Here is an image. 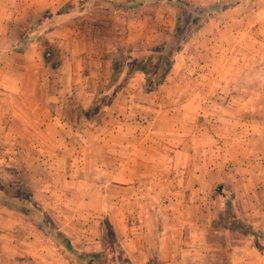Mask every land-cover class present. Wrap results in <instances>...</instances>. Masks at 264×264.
<instances>
[{"label": "rangeland", "instance_id": "rangeland-1", "mask_svg": "<svg viewBox=\"0 0 264 264\" xmlns=\"http://www.w3.org/2000/svg\"><path fill=\"white\" fill-rule=\"evenodd\" d=\"M173 1L68 0L53 11L51 1L0 0V218L20 217L27 204L37 202L31 205L37 212L25 215L43 219L50 230L64 227L82 250L85 228L89 237L97 233L102 237L96 231L98 221L107 228L113 216L122 221L135 211L144 214L141 208L129 207L128 193L122 199L117 186L108 184L115 168L102 156L118 148L179 155L168 161L170 190L184 185L186 201H195L197 191L188 190L195 182L202 202L199 216L214 217L211 227L244 235L241 210L253 197L243 193L241 186L246 180L264 184V0H236L206 20L207 15L196 16ZM186 1L207 7L220 0ZM178 19L180 32H194L164 83L148 97L140 81L130 86L127 80L134 73L142 74L133 67L148 59L150 47L175 42ZM60 23L77 32L81 41L67 44L70 53L76 50L79 54L85 49L83 43L86 46L88 56L78 59L79 67L104 71V57L96 55L112 44L118 45L114 59L120 65L119 79L96 96L91 112L79 110L70 118L73 124L65 126L50 124L51 103L35 114L23 111L24 99L18 93L32 88L40 94L52 92L55 74L63 73L60 66L76 60L71 54L64 55L63 44L56 48L45 41ZM30 70L50 78L51 83L41 79L37 84ZM124 87L135 94L133 108L119 115V108H129L124 97L113 102ZM154 96L159 102L151 108ZM118 124H123L120 134L113 130ZM148 124H158L162 134L149 141ZM177 124L183 136L174 127ZM158 163L139 165L136 179L145 184ZM81 179L83 192L77 191ZM43 182L62 190L66 184L73 187L70 192H40ZM142 189L140 199L158 195L154 194L158 190L148 192L143 185ZM228 200L234 210L228 208ZM183 211L185 216L192 214L190 208ZM112 235L106 232L105 249L94 264L126 262Z\"/></svg>", "mask_w": 264, "mask_h": 264}, {"label": "crops", "instance_id": "crops-1", "mask_svg": "<svg viewBox=\"0 0 264 264\" xmlns=\"http://www.w3.org/2000/svg\"><path fill=\"white\" fill-rule=\"evenodd\" d=\"M46 1H51V9L54 11V9H58L59 6H62L68 0ZM52 1L59 2V4ZM58 28L50 31L48 39H45V41L52 43L56 48L59 44H63L65 47L64 55L68 56L71 54L76 60H73V62L65 61L67 63H63L60 66L59 70L63 73L55 74V85L52 87V92L40 94L38 90L32 88L28 91H18V93L24 99L23 111L35 114L41 106L51 103L52 117L50 124L65 126L73 124L70 118L73 120V116H77L79 110L81 112L88 111L96 96L108 88L113 75L114 52L118 45L112 44L102 55H96L98 59L104 57V71H100L97 68L86 71V68L79 67L81 64L79 62L80 58L88 56L84 43L83 47L85 49L80 50L79 54L76 50L70 53L67 47V44L71 42H81L77 37V32L62 26L61 23ZM30 72H33V75H31L37 84L41 82V79L44 83H51L50 78H41L34 70H30ZM134 80L141 82L140 86L146 90L148 97H152L153 93H156V90L148 89L145 86L143 72L142 74L134 73L129 76L128 85L132 86ZM121 90L113 102L116 103L124 97L129 108H121L122 110L119 108V115L124 111L126 113L132 110L135 96L127 87ZM19 95L17 96L18 98L20 97ZM151 101L153 103L152 106L149 105L151 108H154V105L159 102L157 98ZM130 102L132 103L131 105H129ZM116 110L118 109L114 107L113 112H116ZM159 111L160 114L163 112L162 109ZM122 125L118 124V127H114L113 130L120 134ZM174 127L178 134L180 133L179 130L183 129L178 124L174 125ZM148 129L149 133L146 137H148L149 141L154 140L155 136H159L157 134L161 135L163 131L158 124H148ZM180 136H183V133H180ZM141 138L145 140L143 135H141ZM180 139L182 141L184 137ZM178 152L181 151L178 150ZM78 156L82 158V156ZM102 157L103 161L109 160L115 168L113 181L108 182V184L111 183L117 186L116 190L119 194L122 193L120 195L122 199L126 198L125 194L128 193L130 208L145 210L144 214L141 215L136 213V211L132 212L127 219L124 218L122 221L114 216L109 219L114 229L117 243L119 242L123 255L127 257L126 260L130 261L131 264H264V237L255 235H239L240 237H238V235L233 234L227 228L218 229L217 227H211L214 217L206 219L199 216L197 211L202 207V202L200 201V187L195 186V182H193L192 187L188 186L190 192L197 191L195 201H186L184 185L178 186L173 191L170 190L168 185L170 176L168 161L170 159L174 160V157L178 159L179 155L169 157V154H142L134 151L126 152L116 148L111 154L106 153ZM145 162L147 164L159 162V165L157 169L150 170L152 174H148V177L146 176L147 179L144 184L136 179V174L138 166L145 165ZM101 165H103L102 168L104 169V163ZM177 170L179 171V169ZM180 170L181 176H184L183 169ZM196 175L200 177V174L197 173ZM249 180L251 181L252 178H248ZM82 181L83 179H81V184L79 183L77 191H85ZM245 182V186H241L243 188L242 192L248 197L249 195L253 197V201L249 203L246 201L247 207L243 206L247 212L250 210L249 214H244L245 210L243 209L241 214L248 223L264 232V184H254L247 182V180ZM42 184L44 187L38 189V191L47 190L52 194L55 191L70 192L73 187V184H66L64 190H62V188L59 189L56 186L51 187L50 183L45 184L43 182ZM142 185L146 187L148 192H157L158 190V193H154L158 195H154L150 200L148 198L140 199V193L143 191ZM236 189L239 196L242 195V192L240 193L239 191L240 189L238 187ZM198 198L199 200H197ZM33 204L36 205L37 202L32 201L30 203V205ZM121 205L125 206L124 200ZM32 207L34 208L35 206ZM185 207L190 208L192 214L185 216L183 211ZM24 213L27 214L29 212L24 211ZM25 214L17 218H0L1 229L4 230L3 233H0V264H71L52 239L50 233L47 234L44 231L42 226L43 219L41 220L39 217L40 220L37 221ZM101 224L100 221L97 222L96 231H100L102 236ZM59 229L71 240L73 246L79 250L72 235L62 226ZM87 229L85 228L87 233L84 239L85 242L82 244L83 249L79 251L100 253V251L105 249L106 239L99 237V233L96 236L92 235L89 237Z\"/></svg>", "mask_w": 264, "mask_h": 264}, {"label": "trees", "instance_id": "trees-1", "mask_svg": "<svg viewBox=\"0 0 264 264\" xmlns=\"http://www.w3.org/2000/svg\"><path fill=\"white\" fill-rule=\"evenodd\" d=\"M234 1L236 0H220V1H217L215 4L207 6V7H204V6L194 7L186 0H175L173 2L175 3L176 6L187 9L191 11L192 13H194L196 16L207 15L204 18L206 20L207 18L214 16L215 13L232 5ZM181 23L182 22L180 21V19H178L176 22V26L174 28V37L176 38V40L174 43L167 44L163 42L159 45L150 47L149 50L151 49L152 52L149 55L148 59L140 60L139 64H137L135 68L133 67V70L135 69V70H140L141 72H143L145 86L148 89L156 90L161 84L164 83V81L166 80L168 74L170 73L171 69L173 68L176 62L177 55L183 49L184 45L189 41L190 36L194 32L193 31L192 33H189V34L186 31L180 32ZM140 51H143V50H140ZM119 70H120V65L117 63V60L114 59V69H113V75H112L110 84L113 82H116L119 79ZM89 112H91V108L89 109ZM88 118L93 119L89 114H88ZM17 203L22 204L23 202L18 201ZM228 204H229L228 208L230 210H234L235 206L232 200H228ZM25 211L34 212V213L37 212V210L34 209L29 204H27ZM242 222L245 227L244 235L260 236V234H262L260 230L252 226L245 219H242ZM42 225H44V228L47 229V225L45 224L44 220H43ZM108 225H107V228L102 227V237L106 239V232L111 231L113 234L112 238L117 243L114 229L110 223H108ZM47 230L49 231L52 239L55 241L57 246L60 247L63 254L65 255V257L68 259V261L71 264H94L97 257L100 255L99 252L85 253V252H81L77 250L73 246L71 240L57 227H55L54 230H50V228H48ZM125 264H131V262L126 260Z\"/></svg>", "mask_w": 264, "mask_h": 264}]
</instances>
